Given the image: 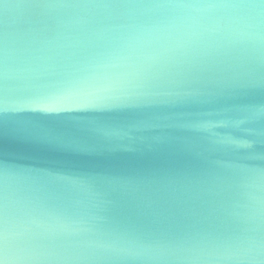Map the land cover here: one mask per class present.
<instances>
[{
  "label": "water",
  "instance_id": "obj_1",
  "mask_svg": "<svg viewBox=\"0 0 264 264\" xmlns=\"http://www.w3.org/2000/svg\"><path fill=\"white\" fill-rule=\"evenodd\" d=\"M0 264H264V0H0Z\"/></svg>",
  "mask_w": 264,
  "mask_h": 264
}]
</instances>
